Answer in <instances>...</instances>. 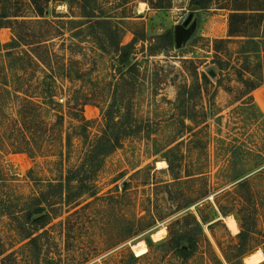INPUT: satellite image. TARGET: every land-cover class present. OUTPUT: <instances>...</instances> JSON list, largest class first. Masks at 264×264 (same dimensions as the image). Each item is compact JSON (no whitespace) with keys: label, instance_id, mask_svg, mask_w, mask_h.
<instances>
[{"label":"rangeland","instance_id":"rangeland-1","mask_svg":"<svg viewBox=\"0 0 264 264\" xmlns=\"http://www.w3.org/2000/svg\"><path fill=\"white\" fill-rule=\"evenodd\" d=\"M34 1L0 0V264H244L264 255L263 24L249 30L263 42L255 57L238 54L250 51L246 39L215 44L236 0L207 10L190 0ZM189 14L176 48L174 29ZM166 33L173 45L158 43ZM115 98V131L126 137L88 168L71 117L89 122L94 140ZM38 206L49 214L43 229L25 221ZM179 236L195 244L187 259L169 243Z\"/></svg>","mask_w":264,"mask_h":264},{"label":"trees","instance_id":"trees-1","mask_svg":"<svg viewBox=\"0 0 264 264\" xmlns=\"http://www.w3.org/2000/svg\"><path fill=\"white\" fill-rule=\"evenodd\" d=\"M245 1H249L250 5H246ZM213 2L214 0H190V6L193 8V10H207L210 9L209 6L212 5ZM32 3L36 5V2L34 0H32ZM235 3L236 5L232 9H229L230 13L228 15L227 20V38L215 40V44L222 45L228 43L230 39H246L247 41L244 40L243 45L250 46V51H241L238 54L246 55L252 52L253 56L256 57L257 55L259 57L261 52L260 45L263 44V42L257 41V36L249 35V30L253 28L259 29L260 24H263L264 26V0H259L256 5H253L252 0H236ZM159 8L169 7L161 6ZM37 11L39 13V16L43 15L42 8H38ZM258 39L260 40V38ZM157 40L160 44L172 43L173 45V37L170 33H166L163 36L157 37ZM246 59L249 58L247 57ZM127 61H129V53L123 51L121 54L120 62L122 65L127 67L129 74H133L135 72V68L133 65H127ZM238 72L241 73V71L239 70ZM202 80L205 82L208 81L205 75L202 76ZM248 87L250 90L255 89L253 83L250 84V86ZM117 101L118 100L115 98L111 106L104 112L102 116L104 121V127L100 132V135H98L94 140H89L87 138L89 122L83 119L82 116L71 117L78 122V125L74 127L75 129L72 133L77 137L82 138V140L87 139L89 149L86 151L88 154L85 157L84 162L88 163V168H94L96 162L100 161V156L104 157L118 149L122 145V141L126 137L125 135H119L115 131L120 121L117 120L118 116H116L119 115V109L117 110L116 108V111L113 110L116 105H119ZM64 148L65 156H67L73 149V142L71 140L70 134H67L65 136ZM64 153L61 152L59 155L63 156ZM87 177L88 176H85V179H88ZM65 180H68V176L67 178H65ZM82 182L84 183L86 189H90V182H85V180H82ZM48 219L49 214L45 213L44 208L40 206L28 209L25 214V221L29 222L31 225L38 227L39 229L44 228ZM241 235L242 232L239 233V236ZM184 239L185 238L183 236H179L177 237V240L171 239L169 243L180 258L187 259L192 255L195 249V244L191 239H187L188 243L184 245L183 243H181V241ZM29 243L36 244V239L31 238Z\"/></svg>","mask_w":264,"mask_h":264},{"label":"bare ground","instance_id":"bare-ground-1","mask_svg":"<svg viewBox=\"0 0 264 264\" xmlns=\"http://www.w3.org/2000/svg\"><path fill=\"white\" fill-rule=\"evenodd\" d=\"M163 163H160L159 165H162ZM225 225L228 228V230L232 233V234H236L238 232V228H237V224L235 222L234 219H232L231 217H226L225 219ZM158 233H156L154 235V237H157L158 235H160L161 232L157 231ZM160 238V237H158ZM143 243H138L136 245L133 246V250L137 251L138 249L142 248ZM264 260V255L260 252L247 257L244 260V264H260L262 261Z\"/></svg>","mask_w":264,"mask_h":264},{"label":"water","instance_id":"water-1","mask_svg":"<svg viewBox=\"0 0 264 264\" xmlns=\"http://www.w3.org/2000/svg\"><path fill=\"white\" fill-rule=\"evenodd\" d=\"M193 15L189 14L182 25H178L174 29V45L175 47L181 46V44L186 40L188 37V29L187 26L191 21ZM129 62H127L128 64ZM210 75L213 76V72H210Z\"/></svg>","mask_w":264,"mask_h":264}]
</instances>
